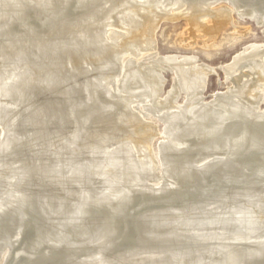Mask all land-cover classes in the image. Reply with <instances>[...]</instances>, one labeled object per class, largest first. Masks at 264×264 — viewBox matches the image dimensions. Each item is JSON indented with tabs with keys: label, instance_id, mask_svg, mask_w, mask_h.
Here are the masks:
<instances>
[{
	"label": "bare ground",
	"instance_id": "bare-ground-1",
	"mask_svg": "<svg viewBox=\"0 0 264 264\" xmlns=\"http://www.w3.org/2000/svg\"><path fill=\"white\" fill-rule=\"evenodd\" d=\"M234 13L264 29V0H0V264H264V42L210 99L156 50Z\"/></svg>",
	"mask_w": 264,
	"mask_h": 264
},
{
	"label": "rangeland",
	"instance_id": "rangeland-1",
	"mask_svg": "<svg viewBox=\"0 0 264 264\" xmlns=\"http://www.w3.org/2000/svg\"><path fill=\"white\" fill-rule=\"evenodd\" d=\"M234 17L236 26L239 28L241 27L240 30L242 31L248 26L249 29H251L250 33L248 32V35L239 39V34H236L237 32L234 28L235 26L228 25L226 28L220 30L217 38L218 44L215 46L216 48H208L204 46L203 41L207 40V36L194 38L193 34H191L190 27L184 18L162 21L156 33V50L161 55L172 54L187 57L196 56L200 62L211 65L216 69V72L211 74L208 80L206 95L209 99L214 92L223 90L230 84V82H226V74L223 72L224 69L222 66L229 64L234 58L233 56L250 43L264 42V29L262 26L255 23V21L249 17L241 18L237 13H234ZM233 33H235V35ZM164 77L166 80L164 91H169L173 87V72L165 70ZM223 78L225 79V82L222 80Z\"/></svg>",
	"mask_w": 264,
	"mask_h": 264
}]
</instances>
